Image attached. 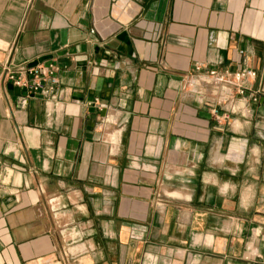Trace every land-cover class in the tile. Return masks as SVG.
Segmentation results:
<instances>
[{
    "label": "crops",
    "instance_id": "crops-1",
    "mask_svg": "<svg viewBox=\"0 0 264 264\" xmlns=\"http://www.w3.org/2000/svg\"><path fill=\"white\" fill-rule=\"evenodd\" d=\"M0 264H264V0H0Z\"/></svg>",
    "mask_w": 264,
    "mask_h": 264
},
{
    "label": "built area",
    "instance_id": "built-area-1",
    "mask_svg": "<svg viewBox=\"0 0 264 264\" xmlns=\"http://www.w3.org/2000/svg\"><path fill=\"white\" fill-rule=\"evenodd\" d=\"M196 67L200 69L201 65ZM4 68L6 77L11 79L15 85L28 88L30 92H53L59 81L53 63H38L27 70L12 68L9 65ZM256 76L257 70L254 68L242 67L234 71L210 69L207 77L214 82L217 92L221 94L219 101L229 102L232 110H238L239 97L245 100L248 98L246 96L247 83ZM249 96L257 98L253 92Z\"/></svg>",
    "mask_w": 264,
    "mask_h": 264
}]
</instances>
